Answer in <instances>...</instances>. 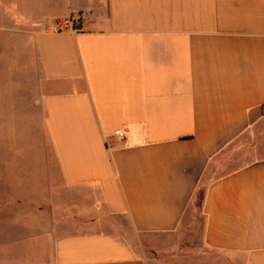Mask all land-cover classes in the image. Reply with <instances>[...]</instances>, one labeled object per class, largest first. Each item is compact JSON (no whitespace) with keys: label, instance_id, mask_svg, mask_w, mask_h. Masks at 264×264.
Returning <instances> with one entry per match:
<instances>
[{"label":"crops","instance_id":"crops-1","mask_svg":"<svg viewBox=\"0 0 264 264\" xmlns=\"http://www.w3.org/2000/svg\"><path fill=\"white\" fill-rule=\"evenodd\" d=\"M2 74L0 264H264V0H0Z\"/></svg>","mask_w":264,"mask_h":264},{"label":"rangeland","instance_id":"rangeland-1","mask_svg":"<svg viewBox=\"0 0 264 264\" xmlns=\"http://www.w3.org/2000/svg\"><path fill=\"white\" fill-rule=\"evenodd\" d=\"M12 84V82L5 80L4 75L2 74L0 79V95L2 96L1 103L5 105L4 107H6V109H8V119L6 122L7 128H0V147H4V142L9 145V150L12 152H19V149L27 147L29 150L28 155L16 156L21 157L23 161H25L24 164L29 165L28 168H30V164L34 165L38 162H41L44 165V162L41 161L43 156L40 155V150L46 147L43 140L44 133L39 130V123L35 122V118H33L32 122L30 119L28 120L30 115L29 112L27 113L25 108L21 109L20 104L15 101L17 93L15 94L12 87H10ZM30 100L31 99H28L29 103ZM31 117L32 116H30V118ZM8 158L13 165L20 163V161L15 160L14 155ZM44 187L47 188L46 185L40 187V194L46 193ZM14 237H16L15 234ZM141 239L146 241H144L146 245V253L151 254L152 247L150 246V241L154 239H148L146 236H142ZM20 257V253H16L12 256V258L17 259Z\"/></svg>","mask_w":264,"mask_h":264},{"label":"built area","instance_id":"built-area-1","mask_svg":"<svg viewBox=\"0 0 264 264\" xmlns=\"http://www.w3.org/2000/svg\"><path fill=\"white\" fill-rule=\"evenodd\" d=\"M86 18V13H81L75 17L59 20L57 21L54 30L56 32H67V31H77L80 28L82 20ZM117 136L122 137L121 132L116 133Z\"/></svg>","mask_w":264,"mask_h":264}]
</instances>
